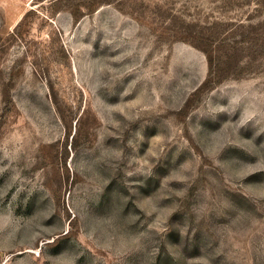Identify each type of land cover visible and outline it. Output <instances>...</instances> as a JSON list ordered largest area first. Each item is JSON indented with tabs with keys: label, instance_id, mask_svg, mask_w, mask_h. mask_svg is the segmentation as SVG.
Returning a JSON list of instances; mask_svg holds the SVG:
<instances>
[{
	"label": "rangeland",
	"instance_id": "rangeland-1",
	"mask_svg": "<svg viewBox=\"0 0 264 264\" xmlns=\"http://www.w3.org/2000/svg\"><path fill=\"white\" fill-rule=\"evenodd\" d=\"M0 264H264V0H0Z\"/></svg>",
	"mask_w": 264,
	"mask_h": 264
}]
</instances>
